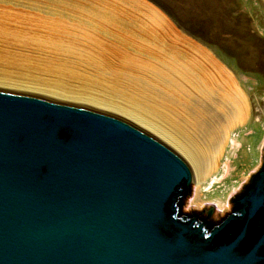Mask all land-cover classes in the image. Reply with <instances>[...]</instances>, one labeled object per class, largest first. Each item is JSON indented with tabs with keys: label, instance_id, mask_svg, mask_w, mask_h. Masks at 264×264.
Returning a JSON list of instances; mask_svg holds the SVG:
<instances>
[{
	"label": "water",
	"instance_id": "water-1",
	"mask_svg": "<svg viewBox=\"0 0 264 264\" xmlns=\"http://www.w3.org/2000/svg\"><path fill=\"white\" fill-rule=\"evenodd\" d=\"M192 183L118 117L0 90V264H264V168L213 224Z\"/></svg>",
	"mask_w": 264,
	"mask_h": 264
},
{
	"label": "rangeland",
	"instance_id": "rangeland-1",
	"mask_svg": "<svg viewBox=\"0 0 264 264\" xmlns=\"http://www.w3.org/2000/svg\"><path fill=\"white\" fill-rule=\"evenodd\" d=\"M227 2L226 11L218 6L211 14L204 3L196 13H183L186 4L181 0H0V76L7 74L34 87L60 83L118 100L137 97L148 87L159 105L166 104L155 113H168L166 125L181 130L189 128L187 113L208 108L203 85L213 89L214 99L219 98L221 82L201 54L207 51L244 90L248 113L243 122L230 127L214 173H223L215 179L224 200L197 198L193 181L182 212L205 209L201 215H207L212 207L210 220L220 221L231 209L229 200L258 169L264 146V2ZM0 90L104 112L166 144L154 131L103 106L32 87L0 84ZM215 108L211 106V111ZM211 176L200 182L202 188L212 186Z\"/></svg>",
	"mask_w": 264,
	"mask_h": 264
},
{
	"label": "bare ground",
	"instance_id": "bare-ground-1",
	"mask_svg": "<svg viewBox=\"0 0 264 264\" xmlns=\"http://www.w3.org/2000/svg\"><path fill=\"white\" fill-rule=\"evenodd\" d=\"M181 1L186 4V8H182L183 13H196L198 8L201 7L203 3L204 8L205 6H209L211 14H213V12L216 13L215 7L219 6L223 11H226L229 7L227 0ZM225 28L226 26H223V29ZM201 54H203V57L205 58L204 60H206V62L208 63L207 69H212L214 71L213 73L216 74V79L221 82V86L218 89L219 98H217L218 101L214 99V97L212 96V94L214 93L212 92L213 89L207 85H203L204 89H201L203 91L202 95H204L205 98L209 100L208 102L205 101L207 102L206 104L208 105V108H201V111H194L192 114L186 112L190 116V119H187V125L189 126V128L181 130H177L175 127H169L166 125L167 121L165 119V116L168 113L159 114L160 112L158 111H156L158 112V114L155 113L156 109L159 110V107L163 109L166 104L162 102L159 105L155 95L153 93L152 95L148 92V87H144L143 90L139 91V95L137 97L133 94V97L125 96L126 98L118 100L115 98H105L104 96H98L99 94L89 93L86 91L79 92L77 91V89L72 90L60 83L54 85L41 84L43 87H34L32 85L18 83L17 81L10 79L7 74V76L4 75V77L0 76V84L38 88L44 90V92H48L60 98L91 103L97 106H103L120 114L126 115L127 117L133 119L147 129L157 133L161 138L165 140L166 144L168 142L172 144L177 150H179L178 154L176 151L169 147L170 145H166L161 140L153 136L154 138L165 144L167 147H169L172 151H174L188 165L192 173V179L196 185L195 187L197 188V198H203V196L208 195L210 199H217L219 203H221L222 200H224V197L222 196L225 195V193H223V191L221 190V185H216L217 183H219V181H217V179L215 178H220L223 173L221 175L214 173L217 171V168L219 166V160L222 156L226 140L228 139V131L230 127L244 121L248 113V104L245 92L241 88L233 74L226 70V68L223 67L219 63V61H217L207 51L205 52V50H202ZM206 80L208 83H210V80ZM214 105L216 106L215 109H217V111H211V106ZM188 115H185V119L189 118ZM221 171L222 168L219 173ZM210 175H212V186L209 189L202 188L200 186V182ZM231 175L232 174H230V176ZM228 179L229 178H227V180ZM227 180L224 181L225 186L228 185ZM229 181L233 182V179H230Z\"/></svg>",
	"mask_w": 264,
	"mask_h": 264
},
{
	"label": "flooded vegetation",
	"instance_id": "flooded-vegetation-1",
	"mask_svg": "<svg viewBox=\"0 0 264 264\" xmlns=\"http://www.w3.org/2000/svg\"><path fill=\"white\" fill-rule=\"evenodd\" d=\"M263 168H264V146H263V155L261 156V159H260V165H259L258 169L253 173V175H251L249 181L245 184V186H243L241 192H240L239 194H237L238 196L241 195V193H242L243 191H245V189H246L247 186L251 185L253 177H254V176H255V175H256L261 169H263ZM234 207H235V203H234V201H232V203H231V209L229 210V212H231V211L233 210ZM229 212H228V213H229ZM198 215H199L200 217H202V218H206V219L210 222V224H213V223H217V222H218V221H211V220H210V217H208L207 215H201V214H198Z\"/></svg>",
	"mask_w": 264,
	"mask_h": 264
},
{
	"label": "trees",
	"instance_id": "trees-1",
	"mask_svg": "<svg viewBox=\"0 0 264 264\" xmlns=\"http://www.w3.org/2000/svg\"><path fill=\"white\" fill-rule=\"evenodd\" d=\"M187 195V194H186Z\"/></svg>",
	"mask_w": 264,
	"mask_h": 264
}]
</instances>
